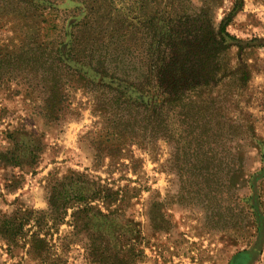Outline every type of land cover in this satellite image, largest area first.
Listing matches in <instances>:
<instances>
[{"label": "rangeland", "instance_id": "374dc122", "mask_svg": "<svg viewBox=\"0 0 264 264\" xmlns=\"http://www.w3.org/2000/svg\"><path fill=\"white\" fill-rule=\"evenodd\" d=\"M27 1L0 0L1 59L17 49L22 50L24 45L32 46L26 34L40 28L36 18L38 7L49 4L36 0L29 1V5ZM51 1L54 3L51 6L59 4L61 8L52 15L56 34L45 36L42 31L38 43L48 47L47 54L58 50L65 56L69 54L65 35L73 29L67 24L82 18L81 7L75 1ZM183 6L192 9L190 14L204 7L208 17L215 21L214 27L225 19L226 31L241 42L248 63L253 65L245 83L240 87V81L232 84L233 97L219 98L221 102L215 106L220 110L216 119L218 126L225 129L226 136L230 124L234 125L230 121L233 117L243 127L253 126L256 134L264 139V0H183ZM49 12L50 9L46 14ZM25 13L30 14L29 20ZM198 25L194 24V28ZM188 26L189 21L179 28L186 39ZM135 32L136 40L128 38L131 50L121 55L128 63L126 71L119 69L117 74L121 77L125 73L127 82L143 86L148 80L145 73L149 40L146 27H136ZM87 36L82 34L84 40ZM200 38L194 32L188 40L199 45ZM78 48L90 54L88 45H78ZM99 49L96 48L95 59L111 48L99 46ZM244 52L240 50L243 56ZM240 53L232 46L227 58L237 64ZM32 56L28 60L21 53V59L11 58L8 64L0 65L5 75L3 82L0 80V150L15 152L19 160L18 167L0 165V215L18 211L31 216L19 243L9 247L0 239V264H98L95 262L98 258L92 257L95 242L132 252L133 259H126L128 264H232L235 256L252 249L258 252L249 264H264V233L262 237L254 235V231L245 227L246 218L243 219L247 211L244 207L249 206L255 215L264 216V197L259 204L254 193V188L257 194L260 188L264 192V183H260L264 180V152L245 149V169L252 186L241 191V195L250 196V202L243 201L236 208L242 215L237 218L239 225L233 228L223 223L217 225L215 211L219 205L223 209L233 206L227 187L223 188L221 201L215 199V187L210 184L204 191L191 187L188 183L190 159L185 160L187 155L177 152L172 139L125 147L123 154L132 160H119L115 166H111L109 158L97 157V144L104 140L105 126L103 118L95 113L94 103L104 98L99 87L109 83L115 64L99 65L97 60L93 61V66L100 70L92 78L95 85L81 87L73 73L78 66L75 62L61 63L55 71L49 64L51 59L42 64ZM90 59L80 55L76 60L90 62ZM226 74L229 76L230 71ZM55 77L60 82V89L55 91V99L60 102L57 106L49 103L50 96L54 95L51 87ZM130 84L120 85L127 95L132 89ZM147 98H150L147 103L155 102L152 97ZM228 114L230 119L226 117ZM217 156L228 159L224 153ZM70 178L77 180L72 183ZM104 187L118 191V200L110 207L98 195V190ZM53 194L60 195L62 202L69 201L65 213L57 214L50 209L49 199ZM85 206L103 213L104 217L96 213L93 221L96 228L90 229L93 233L100 231L102 238L87 235V227H75L80 219L79 211ZM35 232L47 242L41 259L37 260L29 255L28 244Z\"/></svg>", "mask_w": 264, "mask_h": 264}, {"label": "trees", "instance_id": "16d2710c", "mask_svg": "<svg viewBox=\"0 0 264 264\" xmlns=\"http://www.w3.org/2000/svg\"><path fill=\"white\" fill-rule=\"evenodd\" d=\"M29 1L36 0L26 2L31 5ZM39 1L49 6L38 7L36 18L40 28L34 33L26 34L32 46L24 45L22 50L17 49L12 54H7L5 58H0V65L8 64L11 58L13 61L16 58L21 59V53L28 60H31L33 55L32 59L42 64H46L51 59L49 64L55 71L59 69L61 63L73 61L78 65L73 72L76 83L83 87L82 84L95 85V80L92 78L100 74L99 67H94L93 61L97 60L99 65L115 64V71L108 77L109 83L99 87L103 90L101 95L104 98L94 103L95 113H99L98 116L103 118L105 126L104 140L97 144V157L101 160L109 158L112 162L111 166H115L119 160H132V157L123 154L125 147L145 142L153 143L159 139H172L177 152L187 155L185 160L190 159L191 179L188 183L191 187L197 186L204 191L206 185L214 186L217 201L221 198L223 188L227 187L229 200L233 206L223 209L219 205L215 211L219 219L216 224L223 223L232 228L239 225L236 223L237 218L242 215L236 210L243 201L250 202V196L241 195V191L245 188L249 190L252 186L250 175L245 169V149L254 148L264 152V139L256 134L253 126L243 127L239 125L240 123H236L233 117L230 119L229 114L226 117L234 125L230 124L225 136V129L220 128L216 120L220 112L219 108L215 107L221 102L219 98L233 97L232 84L240 81L238 83L240 87L245 83L253 67L248 63L246 51L244 52L246 49L240 45L241 42L226 31L228 25L226 20L223 19L214 27L215 21L208 17L209 14L205 13L204 7L199 9L200 12L196 10L190 14L192 9L183 6V0H65L78 3L82 15L81 19H74L67 24L73 29L69 35L67 33L65 35L68 39L64 44L66 43L69 50V54L65 57L61 56L58 50H50L47 54L48 47L38 43L42 31L45 32V36L56 34L57 25L53 23L52 15L61 9L59 4L51 6L54 4L51 0ZM49 9L51 12L46 14ZM25 14L29 20L30 14ZM191 18L195 20L190 22ZM184 19L185 22L189 21L188 31L185 33L187 39L179 30L185 23ZM197 23L199 25L194 28V24ZM46 24L49 26L46 27ZM136 27H146V39L149 40L146 47L145 73L148 80L143 86L127 82L125 73L121 77L117 74L119 69L124 71L126 65L128 66L125 57L121 55L131 50L132 46L128 45L131 40L128 38L135 39ZM192 29L194 31L189 32ZM194 32L201 37L199 45H195L193 40H188L194 36ZM82 34L88 35L85 40ZM209 34H212V37ZM77 44L88 45L90 54H86L85 50L79 51ZM99 46L111 49L104 55H98L99 59H95V51L96 48L100 50ZM232 46H236L239 53L240 50L245 53V56L240 53L237 64H233L227 58ZM80 55L91 58L90 62L76 60ZM227 70L230 71L229 76L226 74ZM3 77L5 75L0 71L2 82ZM52 82L54 84L51 92L54 95L50 96L49 103L57 106L60 102L55 99L57 96L55 91L60 89V82L56 77ZM122 83L130 84L132 89L128 95L120 86ZM145 93L155 100L153 104L147 103L150 102V98H147ZM221 115L220 113L219 116ZM141 123L143 126H140ZM222 153L228 156V159L223 158ZM219 154L222 158L217 156ZM0 165L18 167L19 160L15 152L0 150ZM260 183L263 184L264 180ZM254 191L256 201L260 204L264 192L261 188L259 194L256 188ZM98 195L106 201L107 207L118 200V191L106 187L99 189ZM64 202L60 201V195L53 194L49 199L50 209L57 214L65 213L69 208L67 205L69 201ZM245 208L247 209L243 217L246 218L245 227L254 231V235L258 234L262 237L264 216L255 215L251 212L250 206L244 207V210ZM257 208L259 209L260 206ZM96 213L103 215L100 210L94 211V208L85 206L79 211L80 219H77L79 222L75 223V227L77 229L81 226L84 229L87 227L85 229L87 235H100V231L94 233L90 231L96 228L93 223L97 217ZM30 217L29 214H21L18 211L11 215H0V239L9 247L19 243L25 234L24 227ZM36 222L39 223V219ZM83 222L84 225L81 224ZM28 244H30L29 255L34 260L41 259L47 247L46 239L39 237L35 232L31 235ZM93 246L92 257L98 258L95 261L98 264H128L126 259L128 257L133 259L132 252L126 253L121 247H111L109 244L96 245V242ZM257 252L252 249L250 252L239 253L233 258L232 264H249Z\"/></svg>", "mask_w": 264, "mask_h": 264}]
</instances>
